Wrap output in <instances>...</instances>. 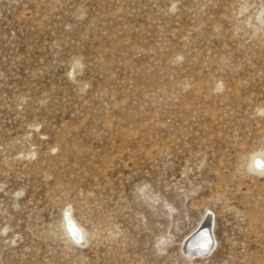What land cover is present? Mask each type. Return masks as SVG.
<instances>
[{"label": "rangeland", "instance_id": "rangeland-1", "mask_svg": "<svg viewBox=\"0 0 264 264\" xmlns=\"http://www.w3.org/2000/svg\"><path fill=\"white\" fill-rule=\"evenodd\" d=\"M254 153L264 0H0V264H264Z\"/></svg>", "mask_w": 264, "mask_h": 264}, {"label": "bare ground", "instance_id": "bare-ground-1", "mask_svg": "<svg viewBox=\"0 0 264 264\" xmlns=\"http://www.w3.org/2000/svg\"><path fill=\"white\" fill-rule=\"evenodd\" d=\"M255 161L257 162V164L259 162L260 165H264V154H260V153H254V154H252L251 162H250L251 165H252V168L254 167V162ZM63 226L65 228L66 234L69 237H71L72 239H74V241L76 240V241H79L80 243L85 242V232H84V229L82 228V226L71 215H69V218L67 220H63ZM72 228H75L76 230H78V233H79V238L78 239L77 238H73V236L71 234L72 233ZM190 240H191V237H188L185 240L184 245H183V253L186 256V258H188L189 260L201 259L203 257H206L211 252V250L213 249V244H212L210 246V248L206 252H200L199 253L200 250L205 249L203 247L196 248V249H194L192 251L190 248L193 249L194 247H193V242H191ZM201 241L203 243V237H201ZM187 242H188L189 245L187 244ZM201 246H203V245H201Z\"/></svg>", "mask_w": 264, "mask_h": 264}, {"label": "snow or ice", "instance_id": "snow-or-ice-1", "mask_svg": "<svg viewBox=\"0 0 264 264\" xmlns=\"http://www.w3.org/2000/svg\"><path fill=\"white\" fill-rule=\"evenodd\" d=\"M257 166L258 167H264V166L260 165L259 162H258ZM71 234H72L73 238H77V239L79 238L78 230H76L75 228H72V233Z\"/></svg>", "mask_w": 264, "mask_h": 264}, {"label": "water", "instance_id": "water-1", "mask_svg": "<svg viewBox=\"0 0 264 264\" xmlns=\"http://www.w3.org/2000/svg\"><path fill=\"white\" fill-rule=\"evenodd\" d=\"M190 237H191V240H190V241H192V237H193V235H191ZM188 242H189V241H188ZM188 242H187V244H188ZM188 245H189V244H188ZM188 245H187V246H188ZM209 248H210V247H208L207 249H202V250L199 251V253H200V252H206ZM190 249L193 251L195 248H193V249L190 248Z\"/></svg>", "mask_w": 264, "mask_h": 264}]
</instances>
